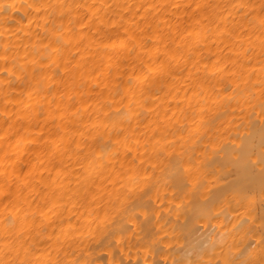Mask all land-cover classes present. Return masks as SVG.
<instances>
[{"label":"bare ground","instance_id":"6f19581e","mask_svg":"<svg viewBox=\"0 0 264 264\" xmlns=\"http://www.w3.org/2000/svg\"><path fill=\"white\" fill-rule=\"evenodd\" d=\"M58 2L130 5L132 6L130 9L115 10L124 16L127 27H132L129 21L133 19L140 21L141 15H147L149 20L154 18L160 23L166 38L163 43H156L157 37L153 36L146 49L137 48L131 54L114 35L111 42L105 41L107 47L105 44L97 43L88 45L85 50V45H81L80 55H77L73 61L74 71L68 77L62 79L63 67L61 66L57 71L53 64L44 73H40L37 68V75L49 77L55 75L54 80L49 79L38 91L21 86L15 79L22 74L19 65H26V76L32 75L33 65L30 61L38 58L32 45H36V49L42 47L37 40V34L43 35L45 27V21L41 18L44 13H37L35 7L29 10L27 5ZM240 2L242 0H0V5L14 4L17 9L5 14L9 17L7 20L0 17V57L4 54L5 45H9L12 49L8 53L7 64L0 59V82L11 79L16 84L15 90H6L7 97L5 91L0 90V138H2L0 139V190L16 194L15 176L23 179L25 173L33 170L37 180L40 174L43 175L44 179L40 184L32 181L34 187L23 190L17 204L18 210L10 209L12 215L19 217L18 226L19 222L25 221L26 218L25 226L31 229L29 235L33 238L31 242L37 255L43 253L45 258L50 256L55 260L57 249L60 247L59 242L64 240L65 234L74 232L88 218L87 213L91 208L83 199L86 189L91 190L98 197L103 196L106 200L108 193L114 195L120 189L121 185L117 181L129 168L134 167L131 163L134 158L136 165L144 159L147 166V156L141 154L145 151V144H148L150 152L151 144L160 138L161 132L156 131L154 135L153 130L161 122L167 123L165 113L167 117H172L175 113V118L168 124L167 139L178 142V152L180 145L183 144L186 153L184 159L187 160L191 156L193 163L199 164L197 174L200 185L190 193L191 205L188 198H185L181 210L194 206L205 215L210 213L212 216H218V219H212L208 223L207 229L203 228L205 220L198 221L197 228L203 233L201 236L203 244H211L213 239L218 244L225 229L231 234H226L229 240L233 236L239 238L243 235L249 218L243 214L244 209L237 200L238 191L245 181L242 173L237 172L235 166L228 163L226 153L231 148V140L235 139L239 143L242 137L249 139L247 136L249 129L245 127L248 121H251L254 129L264 118L260 116L261 107L258 99L260 81L264 79V73L261 72L259 56L250 53L253 59L249 62L244 55V50L249 46L247 35L241 37L234 33L233 40H229L221 35L223 24L219 17L215 22L205 21L202 16L207 13L193 15L191 9L184 7L192 5L194 8L197 3L229 5ZM243 2L255 5L259 0H243ZM174 4H180L181 8H172L171 5ZM141 5H169V7L152 8L145 13V8L140 7ZM137 9L139 14L134 16ZM72 14L77 16L83 15L84 12L74 10ZM224 16H228V13L225 12ZM197 20L200 21L199 24L195 22ZM56 22L60 23L59 20ZM226 23L230 29L235 26L237 33L241 26L247 28V24L241 19V14L236 11L232 12ZM64 24L67 28V19ZM218 24H221L219 28ZM140 26L144 27V24L141 23ZM79 30L80 25H74V32ZM120 31L122 32L123 29ZM188 32L192 35L189 36ZM84 34L87 35V32ZM252 39L255 41L254 47L258 53L259 41L255 36ZM235 40H240L243 47L241 43H235ZM44 43L47 41L45 40ZM87 43L86 41L85 44ZM127 48H132L131 43ZM157 49H159V59H157ZM71 52L76 54L77 48L72 47ZM165 52L167 59L171 60L173 75L167 79L163 91L158 92V98L155 96L147 98L143 106L137 108L138 115L125 120L124 126L131 125L135 130L129 131L127 144L118 152L106 155L103 161L98 160L92 155L95 149L92 137L97 134L93 129L99 128L102 133L103 124L115 119L111 117L106 120L103 113L110 110V105L113 111L120 107L121 96L131 95L129 89L139 94L140 88L137 87L136 77L142 75L140 60L147 64L151 57L158 65L165 59ZM13 55L17 57V68L14 69L15 75L10 77L3 69L5 67L12 69ZM133 61L136 63L135 75ZM44 63L47 65L51 61L45 58ZM244 81L247 83L245 84ZM237 84L240 87L233 91ZM225 88L228 89L227 92L224 91ZM29 91L33 92L31 99L28 97ZM197 92L199 95L195 94ZM248 93H254L257 97L251 105L244 103ZM69 97L72 99L69 100ZM58 106L61 110L67 109V111H55ZM50 112L55 115V122L52 115H49ZM72 113H75V116H71ZM62 114L65 117L63 121L60 120ZM28 116L31 117L30 123L28 119H18ZM65 132L67 135L64 134ZM41 133L44 134V138L33 143L32 141ZM22 137L24 138L22 142L17 144ZM181 137L184 139L181 140ZM209 137L216 141L215 145L209 144ZM250 139L258 150L260 144L258 134H254ZM45 141L48 143L45 144ZM221 143L226 145L225 152H220L217 148ZM206 144H208L207 151ZM5 152L12 157L11 160L5 161ZM41 163L43 167H40ZM101 164L104 165L103 169L100 167ZM5 166L9 177L13 178L11 187L6 183L8 177L3 175ZM185 166L187 167V164ZM101 171L103 175H100ZM149 172L151 173L150 168ZM165 179L166 174L157 170L149 186L147 188L141 186L143 192L138 193L137 199L131 202L125 219L117 218L124 228L122 233L124 242L122 246H117L115 241L112 242L113 255L117 260L122 259L124 264H129V261L131 264H136L137 261L139 264H145L146 260L147 264H153L154 261L163 264L164 256L170 251L167 246L170 243H177L172 238V225L176 222V205L181 204L183 193H176L174 198V186L171 182L166 185ZM258 196L257 189V201ZM24 197L27 199L25 200ZM0 201H2L0 202V211H2L7 201L3 200L2 195ZM142 203L147 204L149 209L155 208L159 212V224L156 223V215L150 217L152 227L148 233L139 232L134 224L126 219L127 215L138 211V205ZM259 211L257 206V215ZM183 221L184 216L181 215L180 222ZM161 226L165 231H159ZM2 230L3 224H0V232ZM134 231L138 235H133ZM213 231L215 236L210 237L209 234ZM165 232L168 233L167 236ZM116 239L120 237L117 236ZM153 240L156 241L155 244L152 243ZM254 243L255 239L247 241L246 246ZM3 244L4 240L0 238V248ZM120 247L123 248L122 253ZM108 251L109 249L103 247L96 249L95 257L99 259L100 264H106L109 259ZM60 255L63 256V253ZM210 258L215 259L212 256H205V259Z\"/></svg>","mask_w":264,"mask_h":264},{"label":"snow or ice","instance_id":"6c2138e0","mask_svg":"<svg viewBox=\"0 0 264 264\" xmlns=\"http://www.w3.org/2000/svg\"><path fill=\"white\" fill-rule=\"evenodd\" d=\"M35 7L37 13L43 12L41 17L45 21V27L43 35L37 34V40L42 45L41 48L36 49V45H32L35 49V55L38 58H34L30 61L33 65L32 75L26 76V65H19L21 71L20 76H16L15 79L21 86L27 87L33 90H39L41 87L47 84L49 79H55V75L49 77L47 75H37V68L40 73L46 72L48 68H51L55 64V69L58 71L61 66L63 67V77H68L73 71V61L77 55H80L81 45L87 46L91 44H105V41H112L113 35L120 39L123 47L131 54L137 48L146 49L148 42L152 40L153 36L157 37L156 43H163L165 34L161 30L160 23L158 21L149 20L147 15H141L140 21L133 19L129 21L132 27H127L124 23V16L115 11L121 8L130 9L132 6L125 5H113V4H86V3H37L27 5L29 10ZM145 8V13L152 8H167L169 5H141ZM172 8L180 9V4L171 5ZM184 7L192 10V14L207 13L203 15L202 19L205 21L215 22L217 17L220 18L221 24H223V31L221 35L227 37L229 40H233L234 33L238 36L247 35L248 48L244 50V55L248 58L249 62L253 59V55L259 56V63L261 65V72L264 73V0H259L258 4H250L246 2L231 3L229 5L220 4H195L185 5ZM10 10H17L16 5L9 4L7 6L0 5V17L7 20L9 17L5 15ZM79 12L83 10V15L73 16V11ZM236 11L241 14V19L247 24V28L240 27L237 33L236 27L231 29L228 27L226 21L232 16V12ZM112 14H109V13ZM227 12L228 16H224ZM139 9H137L138 15ZM27 15V14H26ZM119 16V21H117ZM67 19V28L64 21ZM59 20L60 23L56 21ZM197 24L199 20L195 21ZM19 23V21H17ZM31 24L32 21L30 20ZM141 23L144 27H141ZM167 23V21H165ZM79 24V32H74V25ZM221 24H218L219 28ZM50 25V26H49ZM120 29H123L121 32ZM87 32V35L84 33ZM151 33V34H146ZM170 34V33H169ZM191 36L192 33L188 32ZM68 36L69 38H65ZM255 36L259 41V52L257 53L254 47L255 41L252 37ZM47 43H44V41ZM75 41V42H74ZM88 42L87 45L85 42ZM235 43H243L240 40H235ZM131 43L132 48H127V45ZM77 48V53L72 54L71 48ZM107 47V44H105ZM167 48V45H165ZM12 51L9 45H5L4 54L0 59H3L5 64L9 61L8 53ZM157 59H159V49H157ZM26 49V56H27ZM165 59L161 60L157 65L155 61L149 57L148 63L145 64L143 60H140L139 67L141 69V76L136 77L137 87L140 88L139 94L133 89H129L131 95L124 94L119 100L120 107L103 113L106 120L111 117L110 123L103 124V132L99 131V128L93 130L97 132L92 137L95 149L92 153L98 160L103 161L106 155H110L112 152H118L121 147H124L128 141L129 131H135L129 127H125V120L134 118L138 115L137 108L143 106L144 101L150 97H157L158 92L163 91L167 79L173 75L171 71V60L167 59V52L164 53ZM45 58L51 61L50 64H45ZM55 58V59H54ZM12 69L5 67L3 71L7 72L9 76H14V69L17 68V57L12 56ZM136 63L133 61V74L135 75ZM111 71V65L109 66ZM119 71V69H117ZM235 75V73H233ZM73 83H75L73 81ZM246 84L247 81H244ZM16 84L11 80L0 82V90L5 91L7 97V89L15 90ZM49 87H51L49 85ZM107 87V85L105 86ZM240 87L239 84L233 91H236ZM228 91L227 88L224 89ZM33 92H28V97L31 99ZM199 95V93H195ZM72 97H69L71 100ZM231 99V98H229ZM257 99L254 93H248L247 98L244 99L245 104L251 105L253 100ZM259 102L261 107L260 116L264 117V79L260 81ZM26 107H31L26 105ZM57 112H66L67 109L61 110L59 106L55 110ZM235 111V109H233ZM243 112V108H241ZM183 114V110H181ZM53 122H55V115L52 112ZM71 116H75L72 113ZM167 123L161 122L157 125V128L153 130L154 135L156 131L161 132L159 139H156L151 144V151L149 152L148 144H145V151L142 156H147L146 161L141 159L139 165L135 164V158L131 162L134 167L129 168L126 173L121 175V179L117 181L121 187L115 194L108 193V198L105 200L103 196H97L86 189L83 195V199L87 201L91 211L87 213V219L81 223V225L72 233H66L64 240L60 241V247L57 249V257L55 260L45 258V255L41 253L36 254L34 251V244L31 242L32 237L29 233L31 229L26 227L25 221H20L18 226L19 217L12 215L10 209L18 210L17 204L20 201V197L23 190L28 187H34L32 181L35 184H40L44 177L40 174L39 179H36L35 171H30L24 174L23 179L20 176L14 177V182L17 184L16 194L11 191L0 190V195L3 196L4 203L3 210L0 211V224H3V230L0 232V238L4 240L3 247L0 248V264H100L98 258L95 257L97 248L103 247L109 249L106 264H124L122 259L117 260L113 255L112 242L115 241L117 246H122L124 237L122 233L124 228L120 225L117 218L120 220L125 219V214L128 213L131 202L138 197V193L143 192V188L149 186L150 181L155 178L157 170L162 174H166L165 184L169 182L174 186L173 197H176V193L182 192L181 204L176 205V222L172 225V238L177 241L176 244H169V252L164 256L163 264H264V118H262L257 126L253 129L251 121L245 124V127L249 129L247 136L249 139L240 138V142L237 143L235 139L230 141L231 148L226 153L228 156V163L235 166L237 172L242 173L244 183L241 185L237 202L244 209L245 215H247L248 226L244 230V233L239 238L233 236L230 240L226 238L228 230L225 229V233H221L220 242L213 239L211 244H203L201 236L203 233L197 228L199 220H205L203 225L204 229L208 228V223L212 219H218V216H212L210 213L205 215L200 209L192 206L181 210L184 204V199L188 198L189 205H191L190 193L197 189L200 185V178L197 174L199 171V164H194L192 157L189 156L187 160L184 159L185 150L184 145H180V151H177V141L168 140V124L175 118V113L172 117H167ZM64 115H60V120H64ZM18 119H28L31 122V117H18ZM183 127V126H181ZM59 129V126H57ZM27 131V129H25ZM49 133L52 134L51 130ZM67 135V132L64 133ZM254 134H258L260 144L259 149H256V145L250 139ZM223 135V133H221ZM44 138V134L41 133L33 143ZM2 139V138H0ZM24 138L17 141V144L22 142ZM181 140L184 138L181 137ZM48 141H45L47 144ZM209 144H216V141L209 137ZM208 144L205 145L207 151ZM220 152H225L226 145L221 143L217 145ZM216 150V149H214ZM97 153L99 154L97 156ZM11 156L5 152V161L11 160ZM187 164V167L185 166ZM40 167H43L41 163ZM101 169L104 165H100ZM151 169V173L149 172ZM3 175L8 177L6 183L9 187L13 182V178L9 177L7 166L4 168ZM103 175V171L100 172ZM143 186V188L141 187ZM187 189V191H186ZM257 189L259 191L257 201ZM89 197L91 199L89 200ZM26 200L27 197H24ZM151 200V197H149ZM2 202V201H0ZM163 203V201H161ZM171 204L172 201L170 200ZM95 205V207H92ZM257 206L259 208V215L256 214ZM152 215L157 216L156 223L159 224V212L157 209H149L148 205L142 203L138 205V211L126 216V219L133 223L135 229L139 232L148 233L152 227L150 223V217ZM184 216L183 223L180 222V216ZM215 229V225H213ZM159 231H165L161 226ZM133 235H138L136 231ZM168 233L165 232V236ZM210 237L215 236V231L209 234ZM258 235V238H256ZM119 236L120 239H116ZM255 239V243L251 246H246L247 241ZM183 243H179L180 241ZM156 243L155 240L152 241ZM129 244L131 239L129 238ZM151 247V246H150ZM121 253L123 248L120 247ZM63 253V256L60 255ZM205 256H212L215 259H205ZM131 264V261H129ZM139 264V261L136 262ZM147 264V260L145 261ZM153 264H159L154 261Z\"/></svg>","mask_w":264,"mask_h":264}]
</instances>
